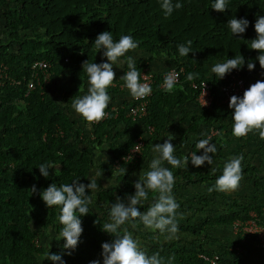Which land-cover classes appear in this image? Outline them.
<instances>
[{
  "label": "trees",
  "instance_id": "obj_1",
  "mask_svg": "<svg viewBox=\"0 0 264 264\" xmlns=\"http://www.w3.org/2000/svg\"><path fill=\"white\" fill-rule=\"evenodd\" d=\"M213 2L182 0L183 7L165 18L159 0H0V68L3 72L0 76V264H39L38 256L42 257L48 251L60 254L65 264H89L93 259L103 264L101 244L113 239L101 230L109 220L111 204L117 196L126 199V195L135 192V180L130 179V174L142 167L150 170L146 158L152 145L161 143L165 136L174 134L175 138L170 142L175 145L176 157L186 147L189 154L185 155L189 158L193 152L197 155L203 152L196 149L197 141L211 137L210 143L217 147L215 159L221 163L224 156L218 138L223 133H232L234 110L228 107L229 98L222 102L211 101L208 107H199L195 90L189 86L186 76L190 72L199 73L194 80H206L216 97L224 78L218 79L210 65L205 66L206 70L203 67L206 62L202 64L201 60L211 58L209 63L214 66L239 52L244 56L245 64L235 70L250 82L246 89L257 80H264V69L256 59L259 52L248 46V41L256 37L254 23L257 16H264V0H230L224 12L214 10L211 7ZM233 16L249 21L246 31L241 34L243 41L233 36L226 26ZM37 31H41V35H34ZM102 31H111L114 41H118L121 35H131L139 42L137 52L129 53V56H137L134 59L138 71L148 67L150 60L162 62L168 59L178 64L182 72L174 91L166 92L158 86L164 70L152 68L153 83L146 112L132 120L125 115L132 101L123 99L119 104L113 101L115 93L120 92L117 84L125 85L120 77L128 71V57H120L122 73L115 76L113 86L107 90L111 99L106 109L114 104L115 114L109 110L105 119L91 125L80 116L82 124H78L65 105L80 96L88 84L82 62L98 63L100 51L95 49L93 42ZM188 40L192 41L194 52L181 56L176 45ZM14 43L16 48L12 49ZM249 58L255 64L251 71L247 69ZM36 59L50 62L52 78L67 75L69 87L61 98L66 102H57L44 86L26 91L29 65ZM10 79L18 80V83H11ZM189 106H193L196 112L190 116L184 130L177 134L171 125L187 116L188 112L182 110ZM175 109L180 115L171 119ZM147 126L152 127L149 134L145 133ZM210 130L213 132L209 133ZM165 133L167 135H163ZM196 133L199 134L196 140L188 143L189 135ZM138 134L144 138L139 155L130 161L122 159ZM161 135L163 138L160 139ZM250 140L251 133L244 137L243 144ZM94 158H97L96 165L104 176L116 174L114 182L102 184L97 180L99 190L89 192L94 203L89 205V214L81 217L83 232L71 255L65 254L63 238L44 248L37 241L44 229L52 225V231L58 236L62 228L58 221L60 209L46 207L39 194L30 195V187L35 185L39 191L49 184L59 186L71 183L73 179L87 184L92 176ZM45 162L56 163L59 169L51 172L50 168L48 178L41 176L38 169ZM242 165L243 173L251 174L254 189H264V172L246 160ZM163 166L169 168L166 162ZM124 167L127 171L122 176ZM211 168H216V172L213 173ZM169 169L176 180L172 194L178 197H181L180 189L194 184L208 189L222 175V164L208 167L204 163L195 167L190 160L187 169ZM155 195L149 192V200L143 206L138 205L139 210L150 207ZM227 199L231 202L223 211L204 214L192 223L179 222V232L183 234L179 238L157 240L156 232H146L142 239L147 244L142 248L149 255L159 252L164 264H264V250L254 246L250 238L239 241L229 231L235 241L220 246L219 251L202 241L203 236L207 237L208 229L229 230L232 221L248 218L249 212L255 213L264 225V211L261 209L264 198L261 202H256L254 197L249 201ZM211 200L212 197L197 195L196 202L202 207L197 211H202ZM95 219L98 224L93 223ZM138 231L142 232L137 229L134 233L139 235ZM200 254L207 257L216 254V258L209 262ZM43 262L53 264L48 259Z\"/></svg>",
  "mask_w": 264,
  "mask_h": 264
},
{
  "label": "clouds",
  "instance_id": "obj_2",
  "mask_svg": "<svg viewBox=\"0 0 264 264\" xmlns=\"http://www.w3.org/2000/svg\"><path fill=\"white\" fill-rule=\"evenodd\" d=\"M159 2L165 18L170 17L174 10H179L183 7L182 0H175V2L174 0H159ZM229 4L230 0H214L211 7L218 12H224L229 7ZM248 25L249 21L246 18L237 19L233 16L227 21L226 26L233 36L243 41L241 34L246 31ZM254 29L256 37L248 41V46L253 50H258L259 55L256 59L261 69H264V16H257ZM93 43L97 51L102 50V55L107 58L108 62L89 63L87 60L82 62V68L87 74L89 87L87 94L73 99L71 103V108L82 116L89 125L99 123L108 116L106 108L111 98L107 90L113 86V81L116 79L113 65L121 67L120 72L122 73V62L119 58L129 51H134L139 46V42L131 35H121L118 41H114L111 31L100 32ZM191 45L192 41L188 40L185 43L177 44L176 49L181 56H187L188 53L194 52ZM47 62L50 67V62ZM126 64L128 71L120 77L125 85L119 83L117 85H122V87L118 88H124L129 91L128 100H130V96L135 99H142L148 96L151 93V86L148 83H141V72L137 70L136 60L129 56ZM244 64L245 58L238 52L233 58H228L223 63H216L211 68V71L218 79H222L232 70H239ZM175 66L179 67L176 63H172L169 67ZM169 67L165 68L164 71ZM148 68L153 71L150 66ZM254 68L255 64L249 58L247 69L251 71ZM178 75V73H169L165 76L163 81L164 91H174ZM198 76L199 73L190 72L187 74L186 80L192 81ZM38 88H42V86H38ZM205 104L206 101L203 105ZM228 107L234 110L231 118L234 137H246L250 132H256L260 139H264V80H257L252 83L244 90L242 96H230ZM174 138V134H170L163 143L153 144L152 152L156 155L150 161V170L144 172L138 180L134 181L135 192L131 195H126V200L117 196L115 202L111 204L109 221L105 222L101 229L113 237L111 241L101 244L103 264H164L159 252L149 255L141 247L140 241L134 238L133 232L129 230L128 225L130 224L131 229L134 230L138 226L137 222H139L145 229L165 236L166 240L176 238L179 232L177 218L179 216L182 219L183 214L178 213L180 205L172 194L176 182L174 173L169 168L164 167L163 164L167 162L172 168L177 169H187L189 160L195 167L203 166L205 162L212 165L213 159L209 153L215 154L217 152L216 145L210 143L211 137H208L200 139L195 145L197 150H203L201 155L193 152L190 158L188 155L177 158L174 154L175 145L170 142ZM136 151L139 152V150ZM131 159L132 157L130 156L129 161ZM243 160L244 156L240 154L231 156L225 161L222 175L215 180L213 186L208 188V192L236 191L243 178ZM57 165L53 162H45L41 163L38 169L41 176L48 178L50 168H55L56 172L59 170ZM126 171L125 167L122 168L121 175L123 176ZM211 171L215 173L216 168H211ZM101 174L102 171H96L95 176L88 178L89 182L87 184L79 182V179H73L71 183L59 186L55 183L49 184L45 189L39 191L35 185L30 187V195L39 194L46 207H59L58 221L62 228L58 236L53 239L60 240L63 238L64 244L62 247L67 250L65 253L67 255H71L72 251L78 246L83 232L81 217L90 212L89 205L94 203V199L89 195V192L94 193L99 190L100 185L97 183V178ZM149 192L157 195L152 198L153 203L151 206L146 211L141 212L137 206H143L149 200ZM93 223L98 224L99 222L95 219ZM41 259L51 260L53 264H65L60 254L49 251ZM89 264H100V260L93 259L89 261Z\"/></svg>",
  "mask_w": 264,
  "mask_h": 264
},
{
  "label": "rangeland",
  "instance_id": "obj_3",
  "mask_svg": "<svg viewBox=\"0 0 264 264\" xmlns=\"http://www.w3.org/2000/svg\"><path fill=\"white\" fill-rule=\"evenodd\" d=\"M0 27H1V23H0ZM34 35H41V31H37L36 33H34ZM23 37V35H22ZM12 49L16 48L15 43L11 45ZM137 52L136 50L134 51H129L127 52L124 56L129 57V53H135ZM122 56V57H124ZM133 58L137 57L135 56H131ZM98 63L101 62H106L107 58L104 57L102 55V50L99 52L98 54ZM206 62V63H205ZM209 62H212L211 58L208 59H203L201 60L200 63L204 64L203 67L205 66H211L213 67ZM207 67L206 70H207ZM121 68L117 67L116 65L113 67V71L115 72V76H119L121 74ZM156 69H161L160 67H156ZM2 69L0 68V76L2 74ZM69 87V83H68V77L67 75H59L56 78H51L50 81L48 82L47 86H46V91H48L53 98H55V100L58 102H66L65 99H61L64 92L68 89ZM89 84H85L84 86V91L81 92V95L78 97H81L85 94H87V90H88ZM77 97V98H78ZM113 101H116V98L113 99ZM63 104V103H62ZM64 105V104H63ZM65 108L66 110H68V112H70L71 116L77 118V123L78 124H82V121H80V115L77 114L74 109L71 108V103H67L66 102ZM187 112V111H186ZM194 114V112H188L187 116L185 118H183V120L177 121L176 122V130L178 131L177 134H179L182 130H184V128L187 126V124L190 122V116ZM180 115V111L177 112L176 115H173L174 118H176L177 116ZM251 133V140L249 142H245L243 144V140L244 137L241 138H236L233 136V134H228L226 135L225 133H223L222 135L219 136L218 138V144L222 147V154H223V158L220 159L221 163H217V160L215 159L216 157V153L215 154H211L209 153V155H212V159H213V164L209 165L207 162H205L206 165H208V167H212L215 166L216 164H222V170H223V166L225 161H227L231 156H235V155H240L242 154L244 156V160L248 161L249 163H251L252 165H254L258 170L263 171L264 172V139H260L258 133L256 132H250ZM197 134H191L189 135V142L191 141H195L197 138ZM199 135V134H198ZM198 142V141H197ZM155 144V143H154ZM189 145V144H188ZM153 146V145H152ZM182 153L177 157V158H182L183 156H185V153L189 154V152L187 151V148H183ZM156 154H154L152 151L150 152V154L148 155V157L146 158L147 160V164H150V161L154 158ZM98 162L97 158L93 159V167H92V176H95L96 171H100L98 166L96 165V163ZM166 165L173 169L171 165H169L166 162ZM58 167V166H57ZM182 169V168H181ZM56 171L55 168H51V172ZM146 171V168L142 167V169H137L134 172H132L130 174V179L132 180H138L139 177ZM9 176V175H8ZM116 178V174L114 173L113 175L109 176H104L103 174H101V176L99 178H97V180H100V182L102 184H105L109 181L114 182ZM215 182H213L214 185ZM222 193L224 194L222 196ZM180 194L181 197L178 196H174L176 201L179 203L180 207L178 209V213H182L183 214V218L180 219L178 216V223L179 222H186V223H192L197 221L200 217H202L204 214H216L220 211H223L227 205L231 202L229 199L227 198H236L240 201H245V200H251L253 199V197L256 199V202H261V200L264 198V189H261L260 191H256L252 185V176L250 173H243V178L240 181V186L236 191H232V192H208V189L204 188L203 185L201 184H194L191 185L187 188L184 189H180ZM199 194H203L205 196H209L212 197V200L210 202V204L208 206H206L202 211L198 210L197 208H202L200 207V204L196 202V197ZM192 198V201H190V199ZM126 200V199H125ZM98 209V208H95ZM100 210V209H98ZM147 209L141 210V212L146 211ZM109 220H107L108 222ZM138 226L136 229H131L130 224L128 225L129 230L133 232V236L134 238L138 239L140 241V245L141 247L145 246L147 243L146 240L142 239V236L144 234H146V232H151L154 233L151 230H147L143 227V225L139 222ZM54 225L46 227L44 229L43 235L39 238V240L37 241L38 244H40L41 246H43L44 248L48 247L49 244H53V243H57L59 240L53 239L55 237H57L53 230ZM141 230L142 232H140V234L142 235H138L136 233H134L135 231ZM230 230L223 228V229H216V228H211L208 229V233H207V237L203 236L202 241L206 244V246L213 248L217 251L220 250V246H224V245H229L231 244V242L235 241L234 236L231 237V234L229 232ZM156 239L158 237L157 240H166L165 236L160 235L158 232ZM183 234L181 232L177 233L176 238H179V236L181 237ZM141 236V237H140ZM174 238V239H176ZM52 239V240H51ZM38 262L39 264H44L43 260L41 259V256H38Z\"/></svg>",
  "mask_w": 264,
  "mask_h": 264
},
{
  "label": "built area",
  "instance_id": "obj_4",
  "mask_svg": "<svg viewBox=\"0 0 264 264\" xmlns=\"http://www.w3.org/2000/svg\"><path fill=\"white\" fill-rule=\"evenodd\" d=\"M30 73L29 78L25 82L26 91L29 89H33L36 85L39 87H43L48 84L50 79V70H49V63L46 60H35L30 64ZM141 72V83H148L152 84L153 77H152V70L148 67H143L140 69ZM182 72V68L175 66L169 67L165 71L161 73V79L158 83V86L164 90V78L169 73H180ZM178 75V79H179ZM12 83H18V80L10 79ZM250 84V82H246L243 74H240L235 69L232 70L230 73L226 74L224 77V82L220 84L217 88L216 97L211 92L210 84L204 80H192L189 81V86L195 90V101L199 107H208L211 101L214 102H222L226 101L232 95L242 96L246 87ZM118 87H122V85H118ZM25 91V93H26ZM205 93V95H204ZM149 96V95H148ZM148 96L142 99H135L130 96V100L132 104H129L126 108L125 115H127L130 119L139 118L146 112V106L148 101ZM206 101V104L203 105ZM109 110H113L115 114L116 107L110 106L109 109H106L108 113ZM152 130L151 126H147L145 128V133L149 134ZM213 131L210 130L209 133ZM144 138L142 134H138L133 138V144L128 149L126 154L122 157V159H135L141 150L143 145ZM136 150H139L136 151ZM261 209L264 211V201L261 205ZM229 230L232 234H235L239 241H244L246 239H252L254 246L259 249L264 250V225L258 221L257 216L253 212H249L248 218L244 220H234L229 225ZM203 259L212 262L216 258V254H213L211 257H207L204 254H200Z\"/></svg>",
  "mask_w": 264,
  "mask_h": 264
},
{
  "label": "crops",
  "instance_id": "obj_5",
  "mask_svg": "<svg viewBox=\"0 0 264 264\" xmlns=\"http://www.w3.org/2000/svg\"><path fill=\"white\" fill-rule=\"evenodd\" d=\"M164 59V58H163ZM121 62H122V60H120ZM106 62H108V61H106ZM148 64H149V66L151 67V68H156V67H160L161 68V70H164L165 68H167V67H169V66H171L172 65V63L168 60V59H164V61H162V62H157V61H155L154 59L153 60H150L149 62H148ZM121 65H122V63H121ZM115 65H113V67H114ZM121 68V67H120ZM119 71H120V69H119ZM115 75H117V74H115ZM129 91L128 90H126V89H124V88H121L120 89V92L119 93H115V95H114V97H113V99L114 98H116V101H114L115 103H117V104H119L123 99H128L129 98ZM111 106H115L114 104H111ZM179 110L178 109H175V110H173V115H176L177 114V112H178ZM183 112H196V110L193 108V106H189V107H187V109L186 110H182ZM171 116V119L172 118H174V116ZM171 127H173L174 129H176V123L174 122L172 125H171ZM170 131V130H169ZM171 133V132H170ZM163 135H167V133H165V134H163ZM161 138H163V136L161 135V137H160V139ZM165 139H167V136H165L164 137V139L162 140V141H160L161 143H163L164 142V140ZM158 140H159V138H158ZM97 151V150H96ZM98 154V153H97Z\"/></svg>",
  "mask_w": 264,
  "mask_h": 264
}]
</instances>
